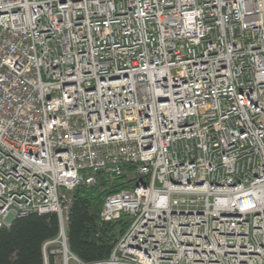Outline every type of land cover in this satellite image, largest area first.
I'll return each instance as SVG.
<instances>
[{"label":"built area","instance_id":"1","mask_svg":"<svg viewBox=\"0 0 264 264\" xmlns=\"http://www.w3.org/2000/svg\"><path fill=\"white\" fill-rule=\"evenodd\" d=\"M101 172L139 181L85 263L69 193ZM50 212L44 264H264V0H0V228Z\"/></svg>","mask_w":264,"mask_h":264},{"label":"trees","instance_id":"2","mask_svg":"<svg viewBox=\"0 0 264 264\" xmlns=\"http://www.w3.org/2000/svg\"><path fill=\"white\" fill-rule=\"evenodd\" d=\"M138 178L97 174L93 186L80 185L69 194L67 237L70 251L85 263L108 260L119 238L130 225V217L106 222L100 213L107 197L131 190ZM56 213H31L0 228V264H44V244L59 234ZM52 259V256H49Z\"/></svg>","mask_w":264,"mask_h":264}]
</instances>
